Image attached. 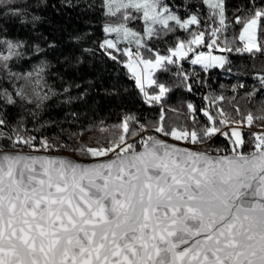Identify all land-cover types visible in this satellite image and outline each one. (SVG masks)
Masks as SVG:
<instances>
[{"label": "snow or ice", "instance_id": "1", "mask_svg": "<svg viewBox=\"0 0 264 264\" xmlns=\"http://www.w3.org/2000/svg\"><path fill=\"white\" fill-rule=\"evenodd\" d=\"M42 6L0 0V141L11 149L0 145V264H264V101L254 112L231 104L235 96L210 93L201 107L186 102L181 111L168 106L173 86L156 77L175 69L177 86L192 92L205 82L184 63L230 73V55H264V0H242L234 10L229 0H187L183 14L170 0H99L112 22L103 24L98 49L127 70L158 113L148 120L123 112L119 123L100 127L105 142L74 141L72 151L89 162L33 154L69 145L33 135L39 128L28 122L45 127L41 114L54 97L71 103L86 95L71 96L76 83L60 91L48 84L54 42L21 39L5 27L15 18L35 28L41 17L30 9ZM33 56L30 71L13 70ZM254 79L249 102L264 96V69ZM218 138L224 147L214 146Z\"/></svg>", "mask_w": 264, "mask_h": 264}, {"label": "trees", "instance_id": "2", "mask_svg": "<svg viewBox=\"0 0 264 264\" xmlns=\"http://www.w3.org/2000/svg\"><path fill=\"white\" fill-rule=\"evenodd\" d=\"M28 2L34 3L35 0H28ZM66 2L67 0H45V6L30 9L41 17L35 28L30 25L21 26L15 18H11L5 27L21 39H36V42H41L37 38L46 37L47 40L54 42L57 47L46 51V59L50 62L46 75L48 84L57 91L70 83L79 84L80 88H73L71 91L73 98L86 92L83 99H73L71 103H61L66 99L65 96L54 97L41 114V122H46L45 127L40 128L39 124H34L32 121H29L27 125L30 129L39 128V131L32 132L33 135L47 137L57 144L69 145L68 148H58L54 152L68 151L75 155L77 153L72 151L74 141L92 145L98 140L105 142L108 134L102 133L100 127H110L119 123L121 113L133 112L142 119L151 120L157 115L158 109L149 108L144 104L127 70L108 59L98 49L97 45L105 36L102 26L109 21L99 8V0H72L73 5H78L73 7H65ZM170 2L183 14V5L187 0H170ZM241 2L242 0H229V7L234 10V6ZM177 35L183 38L185 34L178 32ZM76 37L81 39L77 41ZM152 43L161 50L165 46L159 41ZM85 48L93 49L94 53H84L82 50ZM73 56H80L82 63L69 65L65 62L66 58ZM229 59L232 63L226 67L232 69L230 73L224 69H211L205 74L199 66L184 63L186 71L194 70L205 82L201 85L194 83L192 92H188L183 86H177L180 85V81L172 75L175 69L168 73L156 72V77L161 82L173 86L169 94L168 106L185 111L182 105L192 102L199 108L205 103L202 97L213 93L222 94L229 100L235 96L231 104H238L242 110L255 112L258 102L264 101V96L258 94L249 102L246 92L257 83L254 79L255 72L264 69V55L257 54L250 57L247 54H232ZM37 62V58L33 56L30 61H19L18 66L13 70L30 71ZM238 83H244L245 88L234 93L232 87ZM4 86L7 87V84ZM229 100L224 101L222 106L231 111ZM15 115L16 110L9 109V119ZM169 115L171 116V113ZM197 115L201 121L204 120L202 114L197 113ZM70 133H78V135L71 137ZM0 145L9 148L5 141H0ZM215 145L225 146L222 138H218Z\"/></svg>", "mask_w": 264, "mask_h": 264}, {"label": "water", "instance_id": "3", "mask_svg": "<svg viewBox=\"0 0 264 264\" xmlns=\"http://www.w3.org/2000/svg\"><path fill=\"white\" fill-rule=\"evenodd\" d=\"M185 146H188V145H185ZM188 147H191V146H188ZM5 150H11V149L5 148ZM22 151L27 153V152H30L31 150H22ZM33 154L34 155H45V154H48V155H53V156H66V157H69V158H72V159L81 160L82 162H89L88 160L80 158V157H78L76 155L74 156L72 154H68V153H64V152L63 153H58V152H50V153L39 152V153H33Z\"/></svg>", "mask_w": 264, "mask_h": 264}, {"label": "rangeland", "instance_id": "4", "mask_svg": "<svg viewBox=\"0 0 264 264\" xmlns=\"http://www.w3.org/2000/svg\"><path fill=\"white\" fill-rule=\"evenodd\" d=\"M112 21H108L107 23H111ZM137 22H132L131 24H130V27H132L133 29H135L136 31H140L141 30V28H142V25L138 22L137 24H136ZM257 130V128L256 127H254L253 129H252V131H256ZM188 146H191V145H188ZM214 146H216L215 144H214ZM191 147H193V146H191ZM220 147H222V146H220ZM8 149V148H7ZM22 150H31V149H29V148H23ZM52 152H54V151H52ZM64 153H68V154H72V153H70V152H68V151H63ZM59 153V152H58ZM72 155H74V154H72ZM76 156H78L77 154H75ZM74 155V156H75ZM78 157H80V156H78ZM80 158H83V157H80ZM83 159H85V160H87L86 158H83Z\"/></svg>", "mask_w": 264, "mask_h": 264}, {"label": "built area", "instance_id": "5", "mask_svg": "<svg viewBox=\"0 0 264 264\" xmlns=\"http://www.w3.org/2000/svg\"><path fill=\"white\" fill-rule=\"evenodd\" d=\"M216 146H219L220 147V145H216Z\"/></svg>", "mask_w": 264, "mask_h": 264}]
</instances>
